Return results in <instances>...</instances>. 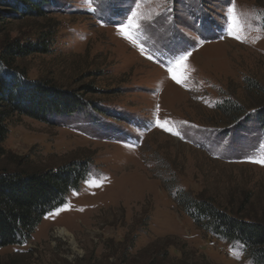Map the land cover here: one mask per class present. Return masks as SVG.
<instances>
[{
  "label": "rangeland",
  "instance_id": "obj_1",
  "mask_svg": "<svg viewBox=\"0 0 264 264\" xmlns=\"http://www.w3.org/2000/svg\"><path fill=\"white\" fill-rule=\"evenodd\" d=\"M233 5L240 39L227 27ZM43 10L0 0V49L47 34L49 52L18 64L89 102L49 122L14 116L13 160L2 163H92L24 244L0 249V264H255L192 218L184 193L264 220V165L251 162L264 156V0H50ZM132 12L139 26L121 32ZM234 101L237 119L222 111Z\"/></svg>",
  "mask_w": 264,
  "mask_h": 264
},
{
  "label": "trees",
  "instance_id": "obj_2",
  "mask_svg": "<svg viewBox=\"0 0 264 264\" xmlns=\"http://www.w3.org/2000/svg\"><path fill=\"white\" fill-rule=\"evenodd\" d=\"M50 0H5L14 13L44 16ZM49 37L34 42L9 40L0 52V249L22 245L29 239L44 216L62 206L68 195L87 179L91 159L71 161L60 167L28 171L10 169L3 159L13 160L4 147L9 122L14 116H28L43 122L70 115L84 107L89 99L82 93L66 91L47 79L30 80L18 59L35 53H47ZM240 104L227 102L222 111L237 119ZM264 127V110L257 112ZM14 156V155H13ZM184 202L190 216L203 223L213 236L228 243H240L255 264H264V220H252L221 208L210 198H191Z\"/></svg>",
  "mask_w": 264,
  "mask_h": 264
},
{
  "label": "snow or ice",
  "instance_id": "obj_3",
  "mask_svg": "<svg viewBox=\"0 0 264 264\" xmlns=\"http://www.w3.org/2000/svg\"><path fill=\"white\" fill-rule=\"evenodd\" d=\"M231 3V0H230ZM227 17H228V31L230 34H232L235 38L240 39V36L238 35V33L242 30L240 28V25L238 23V19L236 17L235 14V6H230L227 10ZM137 21V13L136 12H132L130 16L126 17L125 20L119 21L118 22V27L120 29L121 32H125L126 28H135L138 27L139 25L136 23ZM126 35H128L127 33H125ZM129 38H131L129 36ZM188 53L185 52L183 55L179 56L178 59L176 61H174V63H179V61H183L184 59H186ZM168 71L170 73H173L172 78L174 80L177 81V83L180 82L179 78L176 76V74L173 72V69L171 67H169ZM161 127H164V125H160ZM165 130L167 131H171V128H166ZM174 134H178V133H174ZM251 162L254 163H259L261 165H264V156H262L259 159H252Z\"/></svg>",
  "mask_w": 264,
  "mask_h": 264
},
{
  "label": "bare ground",
  "instance_id": "obj_4",
  "mask_svg": "<svg viewBox=\"0 0 264 264\" xmlns=\"http://www.w3.org/2000/svg\"><path fill=\"white\" fill-rule=\"evenodd\" d=\"M62 232H63V233H65V231H64V230H62Z\"/></svg>",
  "mask_w": 264,
  "mask_h": 264
}]
</instances>
